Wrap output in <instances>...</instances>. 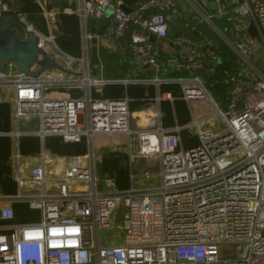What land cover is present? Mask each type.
Wrapping results in <instances>:
<instances>
[{"label":"built area","instance_id":"built-area-1","mask_svg":"<svg viewBox=\"0 0 264 264\" xmlns=\"http://www.w3.org/2000/svg\"><path fill=\"white\" fill-rule=\"evenodd\" d=\"M68 2L85 21L108 18L106 33L114 39L131 29L129 47L135 63L159 69L155 43L139 29L168 38L170 16L179 11L177 0H143L129 10L114 0ZM217 2L219 9L203 21L227 13L235 3L254 24L264 47V0ZM10 10L9 4H1L0 16ZM201 24L196 19L197 32L204 35ZM174 41L176 65L184 72L176 81L184 97L209 100L224 125L220 132L201 131L199 142L190 147L181 143V126H162L160 111L157 126L135 130L128 97H94L91 87L107 80L91 77L88 68L77 74L85 58L55 51L51 55L70 72L46 70L37 77L0 73V86L14 87L17 120L38 119L35 133L41 138L59 135L66 142H80L86 136L92 148L60 176L53 192L46 189L44 156L33 168L32 179L41 189L26 199L41 209L42 221L0 231V264H264V68L253 61L254 44L237 47L241 67L225 71L228 95L223 105L209 92L202 73L209 63L220 62L217 45H199L186 34ZM60 87H80L85 95L50 97L49 92ZM199 125L195 119L188 126ZM104 134L129 136L131 162L156 157L157 170L144 174L154 183L118 189L113 177L100 176L93 144ZM72 183L88 186L72 188ZM120 208L124 235L122 242H115L101 231L118 234L114 216ZM0 216L11 220L15 212L4 205ZM228 247H235V252H228Z\"/></svg>","mask_w":264,"mask_h":264},{"label":"crops","instance_id":"crops-1","mask_svg":"<svg viewBox=\"0 0 264 264\" xmlns=\"http://www.w3.org/2000/svg\"><path fill=\"white\" fill-rule=\"evenodd\" d=\"M0 0V5L7 3L12 10L9 13L19 14L45 41V48L51 52L59 51L77 59H86V64H79L77 74L88 68L90 76L107 80L103 84L91 87L94 97L118 98L128 97L131 112V126L133 129L152 128L157 126L159 119L157 112H161L160 122L166 129L176 125L182 127L180 131L181 143L190 147L199 142V133L204 130L220 132L224 125L220 118L214 116V106L211 103L209 113L195 112L193 107L201 104V98L187 100L183 88L176 79L184 72L178 68L175 61V38L179 34H186L197 44L212 42L213 37L203 33H196V18H190V11L197 10L204 16L209 15V7L202 0H177L178 13L170 16L171 30L166 39L157 38L155 47L159 60V69L139 68L129 47L131 29L121 39H114L106 33L102 19L88 18L86 21L79 13L71 8L69 0ZM143 0H114L126 9L134 8ZM196 8V9H195ZM106 19V18H104ZM108 23L109 19L107 18ZM175 25V26H173ZM202 24L199 26L201 30ZM19 31V32H18ZM203 32V31H202ZM21 29L17 30L19 36ZM53 36V40H47ZM201 37V38H200ZM232 43V42H230ZM214 44V43H213ZM216 45V44H215ZM237 48L236 45H231ZM218 47V46H217ZM237 51V50H236ZM103 52L105 55H103ZM130 53V54H129ZM130 55L132 60H130ZM221 55V54H220ZM258 65L264 68V63ZM223 63L211 62L202 72L208 83L209 72L225 76V71L231 68L224 62L223 71L219 66ZM136 65L140 72L133 74L132 67ZM128 68L119 78L106 77L105 69ZM241 62L234 66L239 70ZM5 69L16 73L17 67L12 63H5ZM165 78L174 80L165 81ZM225 95L219 100L209 90L214 99L220 104L227 103L228 86ZM59 89V90H58ZM58 93H50L53 98H79L85 95L80 87H60ZM53 90V91H54ZM14 87L11 84L0 86V202L1 206H11L15 216L11 220H3L0 216V231L13 225H31L42 221V211L31 206L27 196L38 192L41 185L32 179V170L45 158L48 181L46 189L53 192L58 179L67 169L92 150L86 136L80 142H66L59 135H47L41 138L35 130L38 129V119L17 120L14 106ZM159 95L162 99L159 101ZM170 95L171 98H163ZM192 111L189 120V109ZM195 119L200 120L198 127H189ZM137 149L136 137L132 138ZM94 148L97 153V173L100 176H111L116 180L118 189H128L132 186L144 187L154 183L144 177L146 171L156 167L146 166L145 171L137 165L143 161L155 162L156 157H138L131 162L129 136L126 134H104L94 138ZM136 166V167H135ZM137 170H134V169ZM158 168V167H157ZM157 168L155 170H157ZM138 169H140L138 171ZM87 187V183L71 184ZM21 195V197H19Z\"/></svg>","mask_w":264,"mask_h":264},{"label":"rangeland","instance_id":"rangeland-1","mask_svg":"<svg viewBox=\"0 0 264 264\" xmlns=\"http://www.w3.org/2000/svg\"><path fill=\"white\" fill-rule=\"evenodd\" d=\"M190 13H191L190 18H196V19H199L202 21V26L204 28L203 30L208 32L209 36L213 37V39H212L213 43L216 44L218 46L219 50L221 51L223 63L219 66V68L222 71L224 69L223 65H224L225 61L230 63L232 66H235L241 62V59H240L236 49L233 48L231 45H236V47L239 48L245 42H248V41L251 42L252 44H254L255 52H254L253 61H255V63H256V61L259 60V61L264 63V47H263V45L260 41V38L257 34L256 28H255L254 24L251 23V21L249 20L248 17L241 14V12L239 11V9L235 3H231L228 6L227 13H225L223 15H218L217 17H214V18H216V20L219 24V27L217 26V28H219V30L216 28V26H214L216 24L213 22V19H211L212 21H208V20L203 21L204 15L202 14V12L198 8H197V10L192 9V11H190ZM173 26H175V25H173ZM230 42H232V43H230ZM228 48L235 53V56H237L234 61H233L232 57L229 54H227ZM130 60H132L131 55H130ZM259 63L257 62V64H259ZM112 69L113 68L105 69L104 75L106 77H112L111 71H109ZM132 71H133V74L135 72H140L137 69L136 65H134L132 67ZM209 77H210V79H208L207 88L210 91L212 90L213 93H215L213 95L218 97L220 100L225 95V91H226V86H225V84L223 82V78H222L223 75L221 77V75L212 74L209 72ZM58 90H54V91L52 90L49 93H58V92H60ZM210 106H211V102L209 100L202 99L201 104L197 107L194 106L193 110L196 113L197 112L209 113L211 110ZM188 109H189V113H188L189 114V120L190 119L193 120V117H191L192 111L190 110L189 107H188ZM148 165H150V167H152V168L154 166L157 168L159 165V161H155V162L143 161L140 164H138L137 166L142 168L143 169L142 171H145V169L147 168L146 166H148ZM134 170H137V169L135 168ZM139 170L140 169H138V171ZM114 220H115L117 225H120V229L118 230V234L114 235L113 231L102 230L101 235L102 236L104 235V237H106V235H109L111 238L114 237L115 242H122L123 235H124V217H123L122 208H120L118 210V212L115 214ZM227 250H228V252L233 254L235 252V247H228Z\"/></svg>","mask_w":264,"mask_h":264},{"label":"water","instance_id":"water-1","mask_svg":"<svg viewBox=\"0 0 264 264\" xmlns=\"http://www.w3.org/2000/svg\"><path fill=\"white\" fill-rule=\"evenodd\" d=\"M202 2L209 7V15L219 9L217 0H202ZM18 29H21L22 33L19 36ZM139 31L149 36L152 41L157 39L156 35L148 30L141 28ZM5 63L15 64L16 73L29 77H37L46 70L70 72L49 53L40 35L17 13H5L0 16V73L8 74Z\"/></svg>","mask_w":264,"mask_h":264},{"label":"trees","instance_id":"trees-1","mask_svg":"<svg viewBox=\"0 0 264 264\" xmlns=\"http://www.w3.org/2000/svg\"><path fill=\"white\" fill-rule=\"evenodd\" d=\"M16 2H20L19 0H15V3ZM13 8H11V10H12ZM103 21H104V26H105V28H107V25H108V20H107V18L106 19H102ZM213 22L216 24V26H218L219 27V24H218V22H217V20H216V18H213ZM204 28L203 27H201V30L203 31V33H205V30H203ZM213 31V30H212ZM196 33H197V30H196ZM197 34H199V33H197ZM205 34H208V32H206ZM201 38V37H200ZM218 48V47H217ZM218 51H219V54H221V51L219 50V48H218ZM227 54H229L231 57H232V59H233V61L236 59V57L237 56H235V53L233 52V51H231L229 48H228V53ZM103 55H105L104 54V52H103ZM229 64V67L231 68V70H234V66H232L230 63H228ZM109 71H111V78H119V77H121V76H123V74H125V72L127 71L128 72V68H119V67H117L116 69H112V70H109ZM225 84V83H224Z\"/></svg>","mask_w":264,"mask_h":264}]
</instances>
